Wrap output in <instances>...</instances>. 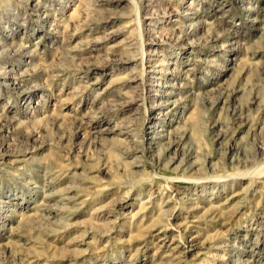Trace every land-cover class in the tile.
Here are the masks:
<instances>
[{
	"label": "rangeland",
	"instance_id": "obj_1",
	"mask_svg": "<svg viewBox=\"0 0 264 264\" xmlns=\"http://www.w3.org/2000/svg\"><path fill=\"white\" fill-rule=\"evenodd\" d=\"M0 264H264V0H0Z\"/></svg>",
	"mask_w": 264,
	"mask_h": 264
}]
</instances>
